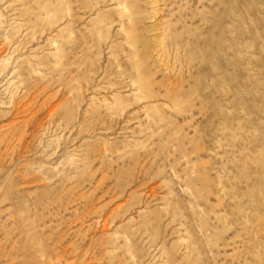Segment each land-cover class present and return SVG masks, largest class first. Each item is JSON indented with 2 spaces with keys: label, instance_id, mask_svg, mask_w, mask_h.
Listing matches in <instances>:
<instances>
[{
  "label": "rangeland",
  "instance_id": "rangeland-1",
  "mask_svg": "<svg viewBox=\"0 0 264 264\" xmlns=\"http://www.w3.org/2000/svg\"><path fill=\"white\" fill-rule=\"evenodd\" d=\"M0 264H264V0H0Z\"/></svg>",
  "mask_w": 264,
  "mask_h": 264
}]
</instances>
